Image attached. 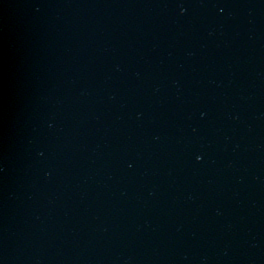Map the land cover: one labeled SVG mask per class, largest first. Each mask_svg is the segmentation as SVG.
<instances>
[{"label": "water", "instance_id": "95a60500", "mask_svg": "<svg viewBox=\"0 0 264 264\" xmlns=\"http://www.w3.org/2000/svg\"><path fill=\"white\" fill-rule=\"evenodd\" d=\"M264 0H0V264H239Z\"/></svg>", "mask_w": 264, "mask_h": 264}]
</instances>
